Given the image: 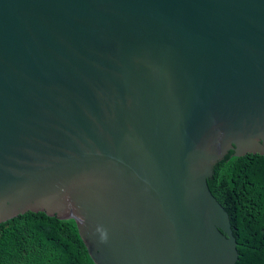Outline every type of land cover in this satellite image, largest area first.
<instances>
[{
  "label": "water",
  "instance_id": "obj_1",
  "mask_svg": "<svg viewBox=\"0 0 264 264\" xmlns=\"http://www.w3.org/2000/svg\"><path fill=\"white\" fill-rule=\"evenodd\" d=\"M264 156V0H0V223L75 220L95 264H236L212 193Z\"/></svg>",
  "mask_w": 264,
  "mask_h": 264
},
{
  "label": "trees",
  "instance_id": "obj_2",
  "mask_svg": "<svg viewBox=\"0 0 264 264\" xmlns=\"http://www.w3.org/2000/svg\"><path fill=\"white\" fill-rule=\"evenodd\" d=\"M229 214L236 264H264V156L230 151L208 179ZM75 220L28 212L0 223V264H95Z\"/></svg>",
  "mask_w": 264,
  "mask_h": 264
}]
</instances>
